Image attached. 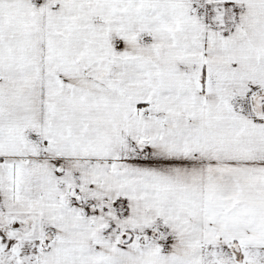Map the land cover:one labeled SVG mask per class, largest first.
<instances>
[{
  "label": "snow or ice",
  "instance_id": "6c2138e0",
  "mask_svg": "<svg viewBox=\"0 0 264 264\" xmlns=\"http://www.w3.org/2000/svg\"><path fill=\"white\" fill-rule=\"evenodd\" d=\"M0 264H264V0H0Z\"/></svg>",
  "mask_w": 264,
  "mask_h": 264
}]
</instances>
